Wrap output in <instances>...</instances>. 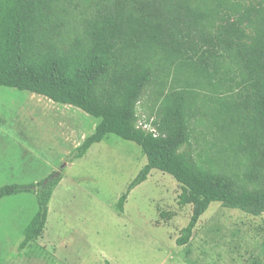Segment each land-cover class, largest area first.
<instances>
[{"label": "trees", "instance_id": "obj_1", "mask_svg": "<svg viewBox=\"0 0 264 264\" xmlns=\"http://www.w3.org/2000/svg\"><path fill=\"white\" fill-rule=\"evenodd\" d=\"M260 1L0 0V87L72 105L97 120L95 132L62 162L83 158L109 134L139 145L147 164L120 197L118 212L152 170L171 175L181 185L179 205L192 206L176 241L184 246L213 203L264 214ZM157 71L172 76L171 85L142 121L138 106ZM200 101L213 105L223 129V163H207L192 151L189 113ZM63 171L38 183L0 187V200L36 196L38 210L19 250L43 236Z\"/></svg>", "mask_w": 264, "mask_h": 264}, {"label": "rangeland", "instance_id": "obj_2", "mask_svg": "<svg viewBox=\"0 0 264 264\" xmlns=\"http://www.w3.org/2000/svg\"><path fill=\"white\" fill-rule=\"evenodd\" d=\"M162 76L157 71L145 90L138 106L142 121L155 108L159 92L171 85L172 76ZM13 96L17 114L26 105L44 114L36 107L38 102L26 100L27 93L6 92L5 97ZM47 102L42 99L44 105L54 108L53 124L65 111H60L63 106L56 108ZM212 106L198 102L189 113V128L195 157L216 165L223 163L218 153L223 129L215 120ZM22 155L15 146L5 150L0 146V187L43 180L42 162ZM65 163H59L57 169ZM66 164L49 204L44 234L29 247L18 249L24 230L37 212L36 196L22 193L0 202V264H264V214L253 216L220 203H213L201 217L191 241L178 246L176 241L190 221L192 206L179 205L181 185L158 169L132 190L120 214V197L147 164L135 142L109 134L83 158ZM22 169H29L27 179H21Z\"/></svg>", "mask_w": 264, "mask_h": 264}, {"label": "crops", "instance_id": "obj_3", "mask_svg": "<svg viewBox=\"0 0 264 264\" xmlns=\"http://www.w3.org/2000/svg\"><path fill=\"white\" fill-rule=\"evenodd\" d=\"M17 90L10 87H0V146H3L4 150L8 149L9 146H15L18 148V152L23 154L22 158L29 156L34 160H36L35 158L40 160L43 163L40 164L44 167L40 178L45 179L53 171L57 170L58 164L64 158L70 155L87 137L95 132L97 120L77 107L55 103L47 97L29 91H21V93L28 94L29 97L26 96V100L30 99L32 103L38 102L37 106L35 103L34 105L39 109L41 108L44 114L42 116L37 114L33 105L31 107L28 105L24 106L25 109L17 114L14 112V96L13 98L10 97V99L5 97L6 92ZM34 97H37L38 100L34 101ZM42 99L51 102L56 108L57 105L63 106L60 111L65 112L59 113L60 117L56 118L53 124L51 111L53 112L54 108L44 105ZM5 101L9 102L10 109H6ZM49 102H47L48 105H50ZM20 115L23 118L19 120L18 116ZM68 117L69 119H66ZM10 171L13 172V168H10ZM15 171L16 169L14 168V173ZM20 174L22 175L21 179H27L25 176L30 174L29 169H22ZM9 197H4L3 199Z\"/></svg>", "mask_w": 264, "mask_h": 264}, {"label": "built area", "instance_id": "obj_4", "mask_svg": "<svg viewBox=\"0 0 264 264\" xmlns=\"http://www.w3.org/2000/svg\"><path fill=\"white\" fill-rule=\"evenodd\" d=\"M139 125L142 126L143 129L153 130V129L151 128L150 124L144 123V122H142V121L139 123Z\"/></svg>", "mask_w": 264, "mask_h": 264}, {"label": "water", "instance_id": "obj_5", "mask_svg": "<svg viewBox=\"0 0 264 264\" xmlns=\"http://www.w3.org/2000/svg\"><path fill=\"white\" fill-rule=\"evenodd\" d=\"M67 166V164L65 163L63 166H61L56 174V176Z\"/></svg>", "mask_w": 264, "mask_h": 264}, {"label": "bare ground", "instance_id": "obj_6", "mask_svg": "<svg viewBox=\"0 0 264 264\" xmlns=\"http://www.w3.org/2000/svg\"><path fill=\"white\" fill-rule=\"evenodd\" d=\"M21 103V102H20ZM56 107V106H55Z\"/></svg>", "mask_w": 264, "mask_h": 264}]
</instances>
